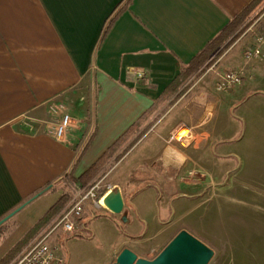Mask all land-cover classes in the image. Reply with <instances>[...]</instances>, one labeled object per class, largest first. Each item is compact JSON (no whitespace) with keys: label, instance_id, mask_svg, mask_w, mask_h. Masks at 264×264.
<instances>
[{"label":"crops","instance_id":"crops-1","mask_svg":"<svg viewBox=\"0 0 264 264\" xmlns=\"http://www.w3.org/2000/svg\"><path fill=\"white\" fill-rule=\"evenodd\" d=\"M252 1L0 0V219L26 202L4 221L14 226L0 233V258L64 193L68 201L32 240L75 192L102 177L120 188L122 213L87 201L74 230L51 237L52 245L70 233L87 235L101 215L117 229V241L99 264H111L124 247L151 259L181 229L199 238L192 227L200 215L188 218L207 193L226 188L221 179L240 142L228 114L236 101L264 93V46L249 60L243 40L221 53L212 71L216 79L228 70L243 76L228 92L215 94L207 77L179 95L176 84L223 29L234 27L239 15L235 32L245 23ZM129 67L143 68L145 78ZM65 113L71 126L58 139L54 130ZM180 124L193 129L188 145L167 141ZM115 144L94 174L81 177ZM69 172L71 184L64 179Z\"/></svg>","mask_w":264,"mask_h":264},{"label":"rangeland","instance_id":"rangeland-1","mask_svg":"<svg viewBox=\"0 0 264 264\" xmlns=\"http://www.w3.org/2000/svg\"><path fill=\"white\" fill-rule=\"evenodd\" d=\"M252 26L259 32L264 31V0L254 6L245 23L235 33L208 55L197 72L192 74V80L188 76L179 80L178 95L194 80L203 77L209 78L215 94L225 93L215 89L218 78L212 72L213 66L229 47L238 44L240 40L245 42V46L249 39L254 38V34L248 30ZM238 50L235 48L233 51L236 53ZM261 63L264 69V63ZM233 105L228 114L234 121L230 131L240 142L233 144L237 157L229 163L230 167L221 179L223 183L220 186L225 185L226 188L211 197L207 193L202 206L188 219L200 215L194 221L192 230L214 250L208 264H264V93H250ZM206 190L209 189L203 192ZM223 191V195H220ZM219 205L225 206L228 212L219 211ZM104 218L101 215L96 222H91L89 226L92 231L84 230L87 235L70 233L63 242L57 243V252L64 264H99L116 245L117 229L110 222H104ZM13 226L11 220L4 222L0 226V233L6 234ZM60 234L63 233L57 235ZM9 241L11 237L5 238V243Z\"/></svg>","mask_w":264,"mask_h":264},{"label":"built area","instance_id":"built-area-1","mask_svg":"<svg viewBox=\"0 0 264 264\" xmlns=\"http://www.w3.org/2000/svg\"><path fill=\"white\" fill-rule=\"evenodd\" d=\"M254 34L253 43L243 49L246 60L259 56L261 47L264 46V33H256L254 26L248 29ZM129 73H133L137 79H143L146 71L140 67H129ZM242 74L239 70H228L219 75L215 89L220 92H228L241 82ZM71 126V117L65 113L56 125L54 135L62 139L67 128ZM193 129L190 125L180 124L175 126L168 134L167 141L179 145H188L192 139ZM112 185L104 180V177L93 182L84 190H79L73 195L70 204L56 217L28 246L9 264H64L63 258L58 254L55 245L50 243V238L59 232H71L75 228L76 220L82 214L84 204L89 201L95 207L103 206L101 203Z\"/></svg>","mask_w":264,"mask_h":264},{"label":"water","instance_id":"water-1","mask_svg":"<svg viewBox=\"0 0 264 264\" xmlns=\"http://www.w3.org/2000/svg\"><path fill=\"white\" fill-rule=\"evenodd\" d=\"M101 203L104 208L113 214L122 213L124 200L120 188L113 186L103 195ZM22 205L2 217L0 224L18 211ZM123 219L125 220V217ZM213 255L214 250L210 246L187 230L181 229L166 243L155 257L151 259L139 257L129 248L124 247L111 264H208Z\"/></svg>","mask_w":264,"mask_h":264},{"label":"trees","instance_id":"trees-1","mask_svg":"<svg viewBox=\"0 0 264 264\" xmlns=\"http://www.w3.org/2000/svg\"><path fill=\"white\" fill-rule=\"evenodd\" d=\"M258 2V0L252 1L248 6H247V11L252 9L254 5ZM116 14L111 16L109 20L106 23V29L109 27L110 23L113 21L115 18ZM242 15H239L235 19L234 27H226L223 29L212 41H210L203 50H201L190 62V64L187 67H184L180 78H185L187 76L192 75L193 73L197 72V70L200 68L201 64L206 60L208 55L216 49L218 46H221L224 41L231 36L233 33H235V26L237 23H239ZM179 78V79H180ZM177 79V80H179ZM176 84V83H175ZM177 86V84H176ZM175 88L174 85H171V87L165 89V93L168 94L171 90V88ZM132 130V129H130ZM129 130V131H130ZM87 145V144H86ZM86 145L83 147V150L86 148ZM117 144L111 146L101 157L81 176L83 178H87L88 176L94 174L102 165L103 163L112 155L114 149L116 148ZM82 150V151H83ZM81 151V153H82ZM79 153V155L81 154ZM79 155L76 158L75 162L78 161ZM76 164V163H75ZM74 164V165H75ZM73 168V167H72ZM72 170V169H71ZM71 172L67 173L65 176V181L67 183H72L74 180L71 178ZM70 198V195L68 193H64L60 199L52 205L49 209L47 214L43 215L37 222H35L6 252L5 254L0 258V264H7L28 242L29 240L42 228L47 220L50 218V216L58 209L61 208V206L64 205ZM51 214V215H50Z\"/></svg>","mask_w":264,"mask_h":264}]
</instances>
